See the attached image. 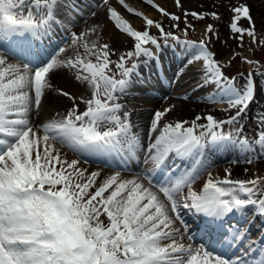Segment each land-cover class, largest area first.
Instances as JSON below:
<instances>
[{
  "label": "snow or ice",
  "instance_id": "snow-or-ice-1",
  "mask_svg": "<svg viewBox=\"0 0 264 264\" xmlns=\"http://www.w3.org/2000/svg\"><path fill=\"white\" fill-rule=\"evenodd\" d=\"M118 2L128 12L143 15L125 0ZM101 3L107 6L109 0ZM147 3L153 4V0ZM176 3L180 6V0ZM154 7L172 20L179 19L159 5ZM77 12L75 4L64 0H0V49L11 51L19 46L18 55L27 61L12 63L0 53V264H249L242 257L195 246L181 209L205 217L210 232H218L217 243L226 249L248 239L247 231L224 229L227 217L245 216L251 207L254 216L264 218V176L241 180L232 179L227 169L223 178L213 177L209 171L202 188H193L210 167L205 159L208 152L238 148L252 163L250 154L257 148L264 151V113L258 114L259 131L253 140L242 135L240 123L264 88L258 86L253 73L238 85L200 41L193 45L189 60L190 64L203 61L199 87L214 84L217 96L208 99L226 100L235 114L226 119L207 114L197 115L191 122L162 123L173 109L157 110L150 120V142L145 148L133 131L132 113L118 100L140 78L139 63L129 66L128 61L152 58L155 53L147 45L161 47L147 26L154 25L165 38L172 33L146 17L145 30H135L108 6L107 16L114 27L134 40L132 50L119 54L114 62L110 56L116 53L109 44L89 42L85 31L72 33L73 45L82 47L84 55L34 63L39 56L34 45L38 47L37 42L61 22V13L71 22L70 14ZM231 12L232 33L241 41L246 33L257 46L264 45V40L257 39L251 6L239 4ZM190 15L204 18L197 12ZM211 15L219 19L215 12ZM242 19L247 27L240 26ZM90 31L95 34L97 30ZM207 31L213 34L211 24ZM66 51L59 49L60 53ZM89 57H95V62ZM113 64L115 72L110 67ZM62 69L75 71L74 79L82 82V91L74 95L59 89L71 106L62 115L54 109L55 116L38 122L33 117H39L46 90L53 87L51 78ZM258 75L264 77V71ZM80 104L85 105L82 111ZM201 120L206 123H198ZM62 149L78 158L69 160ZM141 150L147 153L145 163L153 165L143 177L123 179L120 171L102 176L101 171L89 172L79 166L80 158L93 156H115L126 164ZM172 155L192 159V167L153 183V172L162 170ZM255 243L246 245L248 253L259 251ZM250 264H264V252Z\"/></svg>",
  "mask_w": 264,
  "mask_h": 264
},
{
  "label": "rangeland",
  "instance_id": "rangeland-1",
  "mask_svg": "<svg viewBox=\"0 0 264 264\" xmlns=\"http://www.w3.org/2000/svg\"><path fill=\"white\" fill-rule=\"evenodd\" d=\"M109 0V5H105L103 8L102 14L106 13L107 16V9L106 7L111 6ZM65 3H69L68 0H64ZM116 2V3H115ZM98 3L100 6L103 4L101 3V0H75L74 4L78 7V13L74 15H79L81 12H83L81 9L84 7H89L93 8V10L98 9ZM112 3H115L118 7V12L120 15L129 21V23L133 26L134 29L136 30H145L146 23H145V17L149 19H153L154 21L160 23L162 27L164 28L165 32H171L172 36L165 38L162 34L159 33L158 29L153 25V26H147L148 30L150 31V34L153 35L157 40H163L167 39V43L170 42L171 45H177L180 47L178 49L179 53L181 52V55H184L183 59L179 58L180 61L176 63H173L171 65V70L172 73L170 74V85L167 87V92L168 95H175L178 94L180 97H182L185 101H191L194 102L197 106L201 105L200 109H196V113L194 112L195 115H207V114H215L217 118L221 119H226L230 115L235 114L234 109H230L229 105L226 100L223 101H211L208 98L214 96V91H217L216 86H212L213 84H207L204 87H199V85L203 81V71H202V66H203V61H195L194 63L190 64L189 60L192 59L190 53L193 51V45L199 44L200 41H204L207 49L215 54V59L223 66V71L227 75L233 74V77L236 78L237 84H241L244 79L247 77L248 73H253L254 74V79L257 81V84L260 88H264V77H261L258 75L260 71H264V45L257 46L256 43L252 42V38L248 37L247 34L245 33L243 40L241 41L239 39V35L232 33L230 29V20L233 15L231 12V7L237 6L239 4H249L251 6V15L255 21V27H256V33H257V39L258 40H264V0H180V6H177L176 0H153V4L147 3V0H125V3L133 8L135 12L142 13V16H138L134 13L128 12L119 2L118 0H112ZM154 5H159L160 7L164 8L168 13L175 15L179 17L178 20H172L170 16H164L160 11L157 10ZM80 7H82L80 9ZM112 7V6H111ZM80 9V10H79ZM67 11V9H64V11ZM89 10V9H88ZM87 10V11H88ZM189 13V15L185 16V13ZM191 12H197L200 13L204 16L203 19H197L190 15ZM215 12L219 19H214L212 17V13ZM73 14H70V19L71 22L75 21L71 25H78L79 20L76 18H72L74 16ZM151 15V16H150ZM86 16V15H85ZM61 22L58 23L57 25L61 24V27H64L69 21V19L64 18L63 13H61ZM84 17V16H83ZM137 17V18H136ZM140 19V20H138ZM107 19V23L111 26L113 31L117 32V34L121 37L122 40H129L132 49L134 46V40L132 38L128 39L129 37L123 33H120L118 29H116L114 24ZM137 21V22H136ZM139 21V22H138ZM69 22V23H71ZM111 23V24H110ZM138 23V24H137ZM143 25H139L142 24ZM211 24L213 27V34H209L207 31V25ZM69 26V25H68ZM66 26V27H68ZM138 26V27H137ZM142 26V27H140ZM145 26V27H144ZM240 26L242 27H247V21L246 20H241L240 21ZM58 29H63L60 26H58ZM137 27V28H136ZM142 28V29H141ZM72 38V34L67 33L64 38H62L59 43L53 48L52 53L48 54L43 61H47L50 59V57L56 52V50L60 49L61 47L64 46V44ZM104 38V37H103ZM178 38V39H177ZM105 39V38H104ZM184 39L186 41H191V42H186L183 46L181 45V40ZM102 38H100V41ZM121 40V41H122ZM98 42L99 44L101 42ZM103 42V41H102ZM163 44V43H162ZM76 48V47H74ZM189 48H192V51L188 54L187 51H189ZM1 52V51H0ZM127 52V51H126ZM178 53V52H177ZM185 53L187 55H185ZM75 53H73L74 55ZM72 55V57H74ZM71 57V58H72ZM244 57H247L248 60L252 61V63H248L245 61ZM93 62H95V59L91 58ZM110 59L112 61H117L118 56H110ZM132 62H136V58H133L132 61H128L129 66L131 65ZM110 67L113 69L115 72V64L110 65ZM177 68V69H176ZM151 77L153 78V82H158L157 79V73L156 70H153L152 68L149 69ZM153 70V71H152ZM183 70L186 72L182 75ZM70 72V73H69ZM140 72V70H138ZM187 72L192 74L190 79L186 81L185 83L184 80H180L184 75H187ZM66 75L69 77L71 76L74 78L75 71L72 69H67ZM142 79V80H141ZM144 77L143 75L139 78V80L136 81L137 84H142V82H146L143 80ZM75 80V79H74ZM76 81V80H75ZM151 81V80H150ZM181 81V82H180ZM81 82V81H80ZM79 81H77V84H75V87L79 84H81ZM169 84V82H168ZM135 85V86H136ZM145 88V87H144ZM165 90V91H166ZM151 91H157V89H146L143 91V88L140 90H135V87H133L126 95L120 96L118 102L121 103L124 107H126V104L129 103V101H135L136 99H141L142 96L144 97H152L155 98L154 96L157 93L151 92ZM142 92V93H141ZM166 92V93H167ZM165 94V93H164ZM130 95V96H129ZM128 99H127V98ZM133 97V99H132ZM135 97V98H134ZM132 100H131V99ZM68 99V98H67ZM135 99V100H134ZM143 99V98H142ZM68 103L71 106V101L68 99ZM204 106V107H203ZM80 110H84L85 105L80 104ZM131 112V110H127ZM156 110L150 109L146 111L147 117L152 118L154 112ZM190 112V111H189ZM132 113V112H131ZM264 113V92L258 91L255 100L252 102L250 105L247 113L245 116L241 119L240 123L244 126V130L242 135L248 137L250 140L252 138H255L256 135L254 134V131L258 127L257 124V117L258 114ZM256 115V116H255ZM162 123H164L162 121ZM201 123H206V121L201 120ZM188 126V125H186ZM134 130V129H133ZM229 127H225V131H228ZM255 136V137H253ZM141 139V138H140ZM145 139L143 142L144 147L146 148L147 144L150 142V140ZM239 151V149L237 148ZM235 150V155H238V151ZM66 151L71 154L73 157L78 158L75 156L73 153ZM218 152V151H217ZM219 153V152H218ZM210 154V155H209ZM207 153L206 158L210 157L213 155V153ZM173 156V155H172ZM171 157V156H170ZM168 158L166 163L168 165L166 166L167 172L170 174V169L168 166L170 164V159ZM137 158V160H136ZM136 158L127 162L125 164L124 161L119 159V163L122 165V167H116L115 165H102L98 162H91L88 161L84 158H80V162L88 165L89 167H99L103 170H106L108 172H115V171H120L121 176H129L132 174H140L141 177L144 176L146 172L152 171L153 170V165L151 162L145 163V158H147V153L143 150L139 151ZM141 158V159H140ZM222 160L221 162H218V166L222 165ZM193 163V160L191 159L189 161V164L183 165V167L179 168L176 174H172L174 176H179L185 171L190 169V165ZM134 164V165H133ZM139 165V166H138ZM150 165V168L149 166ZM152 167V168H151ZM115 170V171H113ZM137 170V171H136ZM210 171V169H207V171L203 174V176L197 180L196 182L203 186L205 180L208 178L207 173ZM166 172V173H167ZM132 173V174H131ZM155 173H159V177L156 176L155 179L153 180V183H156L157 181H163L167 178V176L164 174V171L159 172L155 170L152 174V177L155 175ZM139 175V176H140ZM256 176H264V160H259L255 161L253 164L250 165V168L248 169V172L246 173V179H250ZM128 177H125V179H129ZM214 177V175H213ZM223 178V177H221ZM235 179V178H233ZM242 180V179H241ZM244 180V179H243ZM145 184H147V180H144ZM193 188H195V185H193ZM184 192H187V189H184ZM251 207L247 210L248 215L252 214L254 212ZM246 214V215H247ZM253 216V215H252ZM183 220L188 223L190 220L188 218H184ZM260 222H262L260 220ZM259 220L253 222V225L256 227L258 226ZM247 225V224H246ZM263 225V224H262ZM261 226H259L256 230L259 229V232L261 230ZM234 229H239V228H234ZM191 233V232H190ZM192 235V233H191ZM250 237L248 236V239H246L242 245L244 247V250L246 251V245L250 243ZM186 243L188 242L187 240L185 241ZM192 243L195 246H200L202 245L201 242L198 240H193ZM212 252V251H211ZM215 254V253H214ZM221 255V254H220ZM237 255V256H235ZM226 256L229 257H240L238 255V252H232L230 251L226 254ZM244 259V258H243ZM245 260V259H244Z\"/></svg>",
  "mask_w": 264,
  "mask_h": 264
},
{
  "label": "bare ground",
  "instance_id": "bare-ground-1",
  "mask_svg": "<svg viewBox=\"0 0 264 264\" xmlns=\"http://www.w3.org/2000/svg\"><path fill=\"white\" fill-rule=\"evenodd\" d=\"M68 1L70 3H73V4L75 2V0H68ZM115 3H112V0L110 1L112 8H114L118 11V7H117V5H115ZM104 7H105L104 4L102 6H100L98 3V9H96V10L95 9L93 10L94 7L90 8L88 11L83 9L84 11L82 10L83 12L79 15V18H80L79 24L70 26L69 28H67L65 30H63L64 27H61V24L56 25L54 27V29L46 37H44L41 41H39L37 43L38 47L36 45H34L35 50H38L39 52H41V54L46 53L52 47V45L59 39V37L65 35L66 33L80 34V33L85 32V31H88L87 40L89 42H91V41H98L99 42L100 38H102V40L100 41L101 42L100 44L108 43L110 48L115 51L116 56H119V54L124 53L126 51L132 50V47H131L132 44H130V41L129 40H122L121 37L119 36L120 34L118 35L117 32H115V30L113 31L111 26L107 23L108 18L106 17V13H105V16H104V14H102V12H103L102 10ZM81 8L82 7H80V9ZM106 9H107V7H106ZM93 12L96 13L95 16L92 15ZM138 20H140V19H138ZM109 21L110 20H108V22ZM139 25H143V23L139 24ZM58 26H60L63 29H58L59 28ZM140 27H142V26H140ZM92 28H96L97 31L95 34H93L90 31V29H92ZM123 36H124V34H123ZM128 39H130V37ZM72 41H73V36L70 40H68L64 44L63 47H61V48H65L67 50L65 53H60L59 49H58L51 57H57L58 56L60 59H66V58H71L73 53H75L73 56H75L77 53L84 55L83 48L80 47L79 45L74 46ZM181 42L182 43L180 46H183L187 41H181ZM147 46L150 47L153 50V52L155 53V55L153 57H155V59L157 60V69H158L159 74L161 75V81H159L158 84H156V85L152 84L149 81H146V82H142V84H137V85L135 84L136 86H134V87H135V90H137V91L142 89V88H143V91H145L146 89H157V92L159 94H156L155 98H152V97L148 98V97L142 96L143 99L142 98L136 99V100L134 99L135 101L132 100L133 99V97H132V99L130 98L132 101H129V103L126 104V107H124L125 110H131V112H132L131 122L134 126L133 131L141 138V141L143 140V142L145 141V139L150 140L148 129H149V124H150L151 118L147 117L146 111H148L150 109H154L156 111L157 110L163 111L165 108H172L173 110L166 115L163 122L164 123H175L178 120H187V121L191 122L197 116L194 114V112L196 113V109L198 110V109L202 108V107H200L201 105L197 106L194 102L185 101L178 94L171 95V93H170V95H168V92L166 90L168 83H166L165 81L168 79V77L167 78L164 77L165 73L163 72V68H164V65L166 66V64H168V62H170L171 65L174 62H177V64H178V61H176V59H179V58L183 59L184 55H181V52L179 53V51H178V49L180 47H178L177 45H171L170 43L164 44V47L163 48L160 47L159 49L155 48V46H152V45H147ZM74 47H76V48H74ZM4 49H6V48H4ZM189 49H191V48H189ZM11 52L18 54L21 52V48L19 46H13ZM0 53H2V52H0ZM187 53L189 54L188 51H187ZM185 55H187V54L185 53ZM111 56H115V55H111ZM89 58L95 59V57H89ZM8 59H9V62L15 63V60H13L9 57H8ZM136 62L139 63L140 66H139L138 70H141V71L145 65H148L149 67L152 66V63H150L151 62L150 58H147V57L141 56L138 60H136ZM185 72H186V70L185 71L183 70L182 75ZM66 73H67V69H62V70L56 71L55 75L52 76L51 84L53 87L51 89L46 90V95L44 96V98L42 100V109H41L40 115L38 118L33 117V119H38V122L44 121L46 117H52V116L56 115V112L54 111V109L58 110L59 113L62 115L64 113V111L70 107L69 106L70 104L68 103V99L59 94V89H65L74 95L80 94V92L82 91V88H81L82 82L79 81L81 84L78 83V85L75 87V84H77V81H75L74 78H72L71 76L70 77H69V75L67 76ZM191 75L192 74L187 72V75H184L180 80H184L185 83H187L186 81H188V79H190ZM212 86H215V85H212ZM214 93H215L214 96H217V92L214 91ZM216 101L219 102V97H217ZM81 105H83V104H81ZM212 115L215 116L214 113ZM198 123H201V121H199ZM258 131H259V127H257L256 130L254 131V134L256 136L258 134ZM154 135L155 134H153V136ZM253 137H255V136H253ZM253 139L254 138H252L251 140H253ZM57 147H59V146H57ZM235 150H237V148H230L228 150H220L219 153H216L214 151L209 152V153H214V154L208 158H205V159H206V162L210 163V167L208 169H210V172L212 173V175H214V177H217V176L218 177H224L225 169H227L228 171H230L232 173V176H231L232 179L235 178V179H242V180L244 179L245 180L246 179L245 178L246 173L248 172L250 165L253 164L255 161L257 162L259 160H264V151H261L258 148H257V151L250 154V158L252 159V163L247 162L246 154L242 153L240 150L239 151L237 150L239 153H238V155H235V152H234ZM61 151L63 153H66L67 158L69 160L76 159L71 154H69L66 151V149H62ZM206 156H207V154H206ZM94 159H96L98 161L99 160L110 161V163H111L115 159V157H104L103 158V156H97ZM174 159H175V161H174ZM136 160H137V158H136ZM179 160H180L179 157H177V158H172L169 161H174L173 162L174 164L179 165V163H180ZM186 160L187 161H182V162L183 163L189 162L191 159L186 158ZM222 160H224L222 162V165L218 166V162H221ZM128 162H130V161H128ZM132 162H133V160H132ZM132 162H130V163H132ZM183 163H181L180 165H182ZM79 166L82 168H86L89 172L101 171L102 176H107V175L112 174L111 172L103 170L99 167H89L88 165H86L82 162H80ZM148 166L150 168V165H148ZM175 167H177V166H175ZM163 169H164V167H163ZM113 171H115V170H113ZM159 171H161V170H159ZM139 175L138 174H132V175L129 174L130 178L128 176H121V177L123 179H125V177H128L129 179H131L134 176H139ZM193 185H195V189L197 191H199L202 188L198 182H195ZM182 210L184 212L185 218L189 217L191 220L189 226L194 227L196 233H200V232L204 233L202 240L205 242L206 246L210 245L209 248H212L211 246H215V249L217 246L218 248L221 249L222 246L217 243L218 239H216L218 233L217 232H210V229L207 227V224L201 222L200 217H198L193 210L184 209V208H182ZM252 211L253 210H251V212ZM248 214L245 216H241L239 214H236L238 216L237 218H239L238 221H234L237 218H234V219L230 218L229 220L232 219L233 221H231V223L227 222V226H225L224 229L233 230V227H231V225L234 227L236 225H239V228L242 231L248 232V236L251 238V241L256 242L254 245V248L258 250L257 247H260V245H261V248L264 247V234H262V236H260L259 234H256V231L253 227V222H255L256 220L258 222V220H259L258 227L261 226L262 227L261 230L264 231V222L260 223V220H264V218L259 217V216H254V212H252V214H250V215H248ZM229 220H227V221H229ZM240 220H241V222H239ZM249 222H252V224H249ZM224 223H226V221H224ZM204 229H206V230H204ZM197 230H199L200 232H197ZM260 232H258V233H260ZM206 233H207V235H205ZM196 236H199V234H196ZM206 237H208V239ZM235 248L237 249L238 254L242 258H245V260H251V259L253 260V257L254 256L256 257V255L258 254V251L248 253L244 250H241V249H244L242 243L236 244ZM263 251H264V249H263ZM256 258L258 259L259 256H257Z\"/></svg>",
  "mask_w": 264,
  "mask_h": 264
}]
</instances>
